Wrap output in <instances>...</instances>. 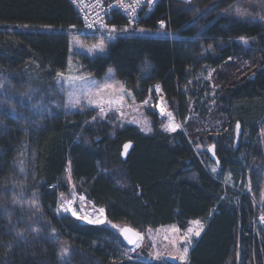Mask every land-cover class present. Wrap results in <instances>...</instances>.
Wrapping results in <instances>:
<instances>
[{
	"label": "trees",
	"instance_id": "1",
	"mask_svg": "<svg viewBox=\"0 0 264 264\" xmlns=\"http://www.w3.org/2000/svg\"><path fill=\"white\" fill-rule=\"evenodd\" d=\"M249 1L159 0L137 27L172 37L121 35L106 54L77 58L97 80L112 70L139 104L152 98L156 106L159 86L185 132L164 133L148 109L145 134L95 108L64 111L57 80L73 60L71 33L95 40L81 35L69 0H0V264H159L127 260L117 228L186 229L191 221L205 229L179 264H264V22L235 11H251L258 0ZM126 25L119 13L108 21ZM213 113L220 130L195 136L193 117ZM198 143L215 146L218 162ZM68 173L106 209V224L59 212Z\"/></svg>",
	"mask_w": 264,
	"mask_h": 264
},
{
	"label": "rangeland",
	"instance_id": "2",
	"mask_svg": "<svg viewBox=\"0 0 264 264\" xmlns=\"http://www.w3.org/2000/svg\"><path fill=\"white\" fill-rule=\"evenodd\" d=\"M251 2L252 0L248 3ZM254 6H256V8H254ZM249 7L251 11L239 8L237 6L235 10L237 12L236 14L238 16H243L246 18L256 16V18L264 22V0L253 2ZM81 33H83L81 35L88 34L84 30L81 31ZM71 34V50L73 60L71 62L69 71L66 74L60 75L57 80V85L60 88L59 91L64 98V111L74 112L83 108H95L97 109L98 117L103 120L108 118L110 115H115L121 125H135L140 129L141 132L150 134L152 133V122L147 115V110L152 109L159 115L161 130L164 133L172 134L177 131L185 132L184 124L179 120L177 114L168 106V104H166L165 101H163L164 103L161 104L157 102L158 104L154 106L153 99L148 98L146 100L147 103L139 104L133 100L130 92L126 90L124 85L115 77L112 70L108 72V75L104 79L97 80L94 77L88 75L87 72L82 69L80 63L77 61V58L80 56L95 58L97 56L106 54L108 45L114 42L116 38L121 35H168L172 37L171 34L164 31H158L152 34L141 29L140 27L118 29L110 27L108 25L107 27H104L102 30L97 31L93 34L92 37H95V40L85 41L82 37H79L80 33ZM244 67L246 68L248 67V65ZM213 73L214 72H212L211 74L213 75ZM74 99H78L79 103L74 104ZM161 108L164 110L163 112H161ZM168 112L173 113V122L181 126L176 131H171L168 128ZM218 116L219 115L217 113H213L212 115L208 116L206 120L196 121L198 123L194 122L195 117H193V119L189 123V129L192 130L194 135L198 137L207 135L212 131H216L217 129L220 130L218 124ZM262 132L264 135V129ZM209 147L210 146L207 147L201 143H198L195 146V149L198 153H202L205 151L209 152ZM213 168L215 167H212V169ZM217 172L218 170L216 169V171L213 173ZM66 178L68 179L71 189L67 195L61 196L58 207L59 212L71 215L70 212H65L63 208L60 207L62 202H66L70 199L73 202L72 207L76 210L79 216H86L90 219H96L98 217L106 218L107 221L106 209L95 206V204L92 201L88 200L84 194H80L77 191L76 185L71 180L70 173L67 174ZM80 196H84L85 199L81 201ZM65 206L67 205L65 204ZM100 209L104 210L103 216H101ZM261 217V215L258 216L257 222L260 226H264V219H261ZM79 220L85 222L83 219ZM125 227L127 226L124 225L117 228L118 230L116 231L120 234V236V229ZM189 228L193 229V233H188ZM204 229L205 224L203 222L191 221L190 223H188L186 229H181L179 225L174 224L156 229L150 228L145 231H139L140 239L137 243L139 246L129 247L125 249L124 255L129 261L163 264L166 263L165 258L167 256H170L176 257L179 262L185 263L189 259V253L194 246L195 241L202 235ZM196 230L200 231L199 236L194 235V232ZM185 247L188 248L187 253L184 252Z\"/></svg>",
	"mask_w": 264,
	"mask_h": 264
},
{
	"label": "built area",
	"instance_id": "3",
	"mask_svg": "<svg viewBox=\"0 0 264 264\" xmlns=\"http://www.w3.org/2000/svg\"><path fill=\"white\" fill-rule=\"evenodd\" d=\"M69 2L74 8L83 30L94 34L107 27L109 18L114 13L122 14L127 20V25L121 29L137 27L143 17L155 10L159 0H69ZM133 7L135 8L134 12L132 11ZM165 27V22L163 25L159 23V29L162 30ZM154 90L158 93V103L161 104L165 101L168 104L160 88L156 87Z\"/></svg>",
	"mask_w": 264,
	"mask_h": 264
},
{
	"label": "snow or ice",
	"instance_id": "4",
	"mask_svg": "<svg viewBox=\"0 0 264 264\" xmlns=\"http://www.w3.org/2000/svg\"><path fill=\"white\" fill-rule=\"evenodd\" d=\"M129 7H131V6H129ZM132 11H133V12L135 11V8H134V7L132 8ZM160 23H161V25H163V21H161ZM90 26H91V25H90ZM210 76H211V73H209V77H210ZM157 88H159V86H157ZM73 103H74V104H75V103H79V100H78V99H74V100H73ZM90 103H91V101H90ZM145 103H147V101H145ZM163 111H164V110L161 108V112H163ZM167 116L169 117V125H168L169 130H171V131H176L178 128L181 127L179 124H176V123L173 122V113L168 112V113H167ZM239 127H240L239 122H237V125H236L237 130H239ZM124 148H125V150H127L128 145H127V144L124 145ZM212 171L215 172L216 169L213 168ZM61 195H63V194H61ZM84 199H85L84 196H80V200H81V201H83ZM72 203H73L72 200L69 199V200H67L66 202H62L61 205H60V207L63 208V210H64L65 212H70L72 216L76 217L77 219H83V220H84L86 223H88V224L101 225V224H104V223L107 222V221H106V218H99V217H98V218H96V219H90V218H88V217H86V216H85V217H81V216H79V215L77 214L76 210L72 207ZM65 204H66L67 206H65ZM100 213H101V216H103L104 210H103V209H100ZM261 219H264V217H261ZM196 223H199V222H196ZM111 227H112V228H116L117 226H116L115 224H112ZM129 231H130V230L127 229V228H121V229H120V233H122V234L124 235V238L128 241V243H129V244H136V246L138 247L139 245L137 244L136 240H133V239L128 235ZM188 233H193V229H192V228H189V229H188ZM18 235H19L21 238H23V233H19ZM194 235H195V236H199V235H200V231H199V230H196V231L194 232ZM67 252H68V249H66V248H62V249H61V256H64ZM184 252H185V253L188 252V248H187V247L184 248Z\"/></svg>",
	"mask_w": 264,
	"mask_h": 264
},
{
	"label": "water",
	"instance_id": "5",
	"mask_svg": "<svg viewBox=\"0 0 264 264\" xmlns=\"http://www.w3.org/2000/svg\"><path fill=\"white\" fill-rule=\"evenodd\" d=\"M264 69V68H263ZM240 125V124H239ZM241 134H242V130H241V125L239 127V130H237L236 128V144L239 142L240 140V137H241ZM126 145V144H125ZM128 145V148L127 150H125V148L123 147V151H122V159L123 160H126L130 151L132 150L133 148V144L131 142L127 143ZM209 153L212 157V159L216 162H218L217 158H216V148L215 146H211L210 149H209ZM127 229H129V233L128 235L133 239V240H136V242L138 243L139 242V239H140V234H139V231H137L136 229L130 227V226H127L125 227ZM121 236H122V239L123 241L129 246V247H134L136 246V244H129L128 241L124 238V235L121 233ZM165 261L168 262V263H171V264H179V260L176 258V257H170V256H167L165 258Z\"/></svg>",
	"mask_w": 264,
	"mask_h": 264
}]
</instances>
